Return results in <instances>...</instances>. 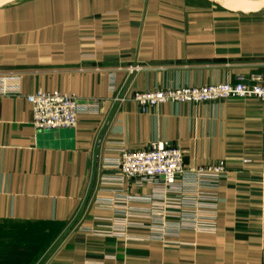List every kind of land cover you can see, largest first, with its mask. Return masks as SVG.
<instances>
[{
  "label": "crops",
  "instance_id": "obj_1",
  "mask_svg": "<svg viewBox=\"0 0 264 264\" xmlns=\"http://www.w3.org/2000/svg\"><path fill=\"white\" fill-rule=\"evenodd\" d=\"M263 73L264 13L209 0H21L1 9L0 264H264V104L142 113L130 101ZM38 92L79 98L77 128L37 131L27 97ZM153 143L180 149L188 168L227 164L218 188L201 190L216 196L215 211L192 198L191 179L177 181L184 195L163 181H119L109 166L122 151Z\"/></svg>",
  "mask_w": 264,
  "mask_h": 264
},
{
  "label": "built area",
  "instance_id": "obj_2",
  "mask_svg": "<svg viewBox=\"0 0 264 264\" xmlns=\"http://www.w3.org/2000/svg\"><path fill=\"white\" fill-rule=\"evenodd\" d=\"M250 99H257L264 104V73L239 76L235 84L223 83L205 87L136 93L130 101L135 103L142 113H147L150 109H158L166 104L201 105L226 101L243 102ZM27 101L32 106L33 126L37 131L74 130L79 124L81 104L76 96L59 92H38L28 96ZM184 158V153L180 149L168 147L163 143H153L145 151L123 150L120 158L109 167L119 172L121 183L129 180H138L142 183L163 181L168 192L183 195L186 191L177 187V181L191 179L197 184L195 189L197 193H194L192 198H196L202 205L211 204V210L215 211L218 201L216 196L201 190L217 189L220 180L228 172L227 164L220 162L205 168H188ZM178 204L186 214L197 215L199 212V209L198 212L196 210L193 212L190 203L187 204L183 200ZM205 209H200V212L204 213ZM163 219L165 224L166 219Z\"/></svg>",
  "mask_w": 264,
  "mask_h": 264
},
{
  "label": "water",
  "instance_id": "obj_3",
  "mask_svg": "<svg viewBox=\"0 0 264 264\" xmlns=\"http://www.w3.org/2000/svg\"><path fill=\"white\" fill-rule=\"evenodd\" d=\"M21 0H0V10ZM215 6L244 16L264 13V0H209Z\"/></svg>",
  "mask_w": 264,
  "mask_h": 264
}]
</instances>
